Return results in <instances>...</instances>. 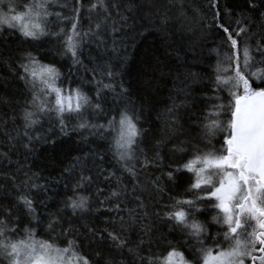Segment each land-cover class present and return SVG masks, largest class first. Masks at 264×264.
I'll return each mask as SVG.
<instances>
[{"label": "snow or ice", "instance_id": "6c2138e0", "mask_svg": "<svg viewBox=\"0 0 264 264\" xmlns=\"http://www.w3.org/2000/svg\"><path fill=\"white\" fill-rule=\"evenodd\" d=\"M207 7L210 16L187 0H72L71 4L67 0H0V33L16 32L25 41L55 38L63 54L87 71L95 86L92 99L79 88L58 85L60 71L31 52L20 54L15 65L11 55L0 52V63L8 65L31 92L15 115L0 119L4 140L0 166H16L15 171L4 172L0 181V186H9L5 195L10 197L8 203L0 201V264H117V253L124 264L125 252L132 264H264V0H247L249 11L259 12L255 29L252 18L243 14L234 22H224L219 0H209ZM57 8L66 9L67 14ZM134 11L147 20L145 27L161 34L178 65L168 69L173 80L170 103L159 111L151 81L145 82L141 96L133 98L129 89L117 83L119 67L111 59L104 60L109 38L111 52H118L114 33L120 30L119 21H127L124 13ZM224 15L231 13L226 9ZM85 17L88 27L82 28ZM213 34L218 37L211 49L216 64L209 83L199 89L204 96L200 107L194 86L203 85L204 77L190 70L187 53L195 58L197 49ZM87 44H95L101 53L92 58L90 68L81 59ZM102 94H111L122 105L119 110L109 115ZM0 103L8 101L0 96ZM146 108L150 115L156 114L155 127L151 120L141 123ZM96 117L105 122H97ZM45 119L58 125L64 135L67 123L75 120L73 131L107 139L114 166L100 168L97 175L114 185L93 208L91 195L81 190L92 182L84 161L97 153L74 157L72 168H65L69 173L80 169L72 194L47 214V235L38 238L41 217L32 193L45 185L28 167L27 155L21 162L14 161L12 153L19 148L32 151L34 141L41 139L33 133L39 132ZM45 142L55 144L52 137ZM166 156L170 163L164 171ZM153 169L161 174L152 176ZM181 171L190 174L184 194L161 204L163 177L174 182ZM103 191L97 189V193ZM202 209L214 210L209 213L210 223L198 218L197 214L204 215ZM101 210L115 213L119 228L85 225L92 242L107 241L109 249L89 256L75 238L80 230L73 227L71 218ZM154 217L168 222L170 230L181 234L182 242L167 241L153 251L158 240ZM22 218L27 220L23 226ZM213 224L219 225L215 231ZM131 232L137 233L136 239L128 235Z\"/></svg>", "mask_w": 264, "mask_h": 264}, {"label": "trees", "instance_id": "16d2710c", "mask_svg": "<svg viewBox=\"0 0 264 264\" xmlns=\"http://www.w3.org/2000/svg\"><path fill=\"white\" fill-rule=\"evenodd\" d=\"M69 4L72 0H67ZM87 3V0H84ZM119 2V0H117ZM139 2V0H138ZM209 0H187V4L192 7H198L202 9L204 13L209 16V9L207 7ZM228 10L231 16H225L224 11ZM67 14L66 9H55ZM221 18L224 22H234L240 14L244 17H251L253 20V28L255 29L259 22V12H250L247 7V0H219V9ZM264 10V9H261ZM128 16L127 21H119L118 27L120 30L114 33L116 41L117 53L111 52L112 39L109 38V49L104 53V60L111 59L112 63L119 67L121 75L117 78V83H122L123 86L129 89L133 98L142 95V87L145 82H152V96L155 101H158L156 110H162L166 103H170L169 92L172 88L173 80L172 76L168 74V69H175L178 67L175 59V55L169 56L171 49L167 44L163 42L161 34L154 28L145 27L147 20L141 19L142 13L139 11L125 12ZM83 15V14H82ZM88 19L85 17L81 21V27H88ZM218 40L216 35H209L208 39L203 45L197 49L195 58H193L191 52L187 53V60L190 65V70L200 74L204 77V84L195 85L194 96L199 103L200 107H203L204 96L199 91L201 87H205L209 81L208 77L213 74L214 66L216 64V55L211 51L215 47V42ZM85 51L81 57L85 67L90 68L93 66L92 58L101 55L96 50L95 44H87L84 46ZM0 52L11 55L13 57V65L19 62L20 54L24 52H31L42 63H50L60 71L61 77L57 81V84L63 87L79 88L85 94L89 95L92 99H95V86L90 82V74L81 69L78 65L74 66L71 62V57L64 55L60 44L55 38L42 37L36 41H25L20 37L19 33L9 32L5 30L0 33ZM185 55L181 52V56ZM185 69L181 68V72ZM163 73V74H162ZM210 95V92L207 93ZM104 103L108 109L109 115L112 114V110H119L122 106L111 94H102ZM0 96H3L8 101L7 104L0 103V119H5L12 115H15L17 110L23 105L25 97L31 98V92L24 85L23 81H20L12 71H9V66L0 63ZM179 102V101H177ZM97 122H105L103 117H96ZM145 120H151L152 126L155 127L158 124L155 112L149 114V110L143 113L141 123ZM75 120L67 123V134H61L59 126H53L47 119L42 122L39 132H34V135H40L41 139L34 141L32 145V151L27 153L23 148L13 150L12 159L23 162L25 155H27L28 167L32 172L37 173L39 182L44 184L45 187L42 190H37L32 193L34 200L36 201L35 207L38 215L41 217V222L37 228L38 238H45L46 232L44 230V224L46 223V216L51 211L54 212L61 206V202L72 194V185L74 178L80 174V169L76 168L73 172L69 173L65 171V168H72L74 164V157L80 156L84 159L85 154L90 151L97 153L96 156L88 155L84 161L87 167L84 168L85 174L92 176L91 184H86L85 188L81 190L84 195H91L93 202V208L97 207V201L103 199L108 195L109 190L113 187L114 181H105L103 175H97L100 168H112L114 161L112 160L111 153L108 151V140L101 139L96 136L88 134L85 130L73 131V125ZM148 127L147 124L144 125ZM9 130L13 125L9 121ZM15 135V133H13ZM87 136V140H85ZM46 137H52L55 140V144L45 142ZM4 140L0 137V150H4ZM147 147V146H146ZM100 156L104 159L101 160ZM170 160L165 157L164 171L168 170V164ZM15 165L10 169L4 166H0V181L3 180V173L7 171H15ZM118 171V170H117ZM160 169L151 170V175H160ZM190 174L186 172H179L175 174L174 182L168 181L167 177H163L165 192L162 194L161 204L168 203L169 197L183 195L185 189L188 187V177ZM8 185L5 183L0 186V201L8 203L10 197H6L5 193L8 189ZM103 189V192L97 193V189ZM40 201H44L41 203ZM204 215H198V218L202 221L205 219L210 223L209 213L213 212L212 209H202ZM70 216H65V221ZM113 217L116 219V223H113ZM72 224L74 228L80 230V234L76 236V240L80 243L82 251L91 256L96 250H103L107 253L108 242L103 243L97 241L92 242L90 236L87 234L85 225H89L95 229H103L105 227L119 228V218L115 216V213H107L103 210L96 212L90 211L84 213L83 217L79 214L76 217H72ZM27 223L26 218H22L21 226ZM154 223V235L158 238L157 246L153 247V251H158L166 246L167 241H172L173 244L182 242L181 234L178 231L170 230L168 222L157 221L153 218ZM219 225H211V230L215 231ZM132 239H136L137 233H128ZM163 240V243L160 242ZM147 249V245L145 246ZM186 254L187 248L182 249ZM143 254V253H142ZM117 264H120L121 257L116 254ZM124 264H132V258L124 254Z\"/></svg>", "mask_w": 264, "mask_h": 264}, {"label": "rangeland", "instance_id": "374dc122", "mask_svg": "<svg viewBox=\"0 0 264 264\" xmlns=\"http://www.w3.org/2000/svg\"><path fill=\"white\" fill-rule=\"evenodd\" d=\"M249 264H250V262H249Z\"/></svg>", "mask_w": 264, "mask_h": 264}]
</instances>
